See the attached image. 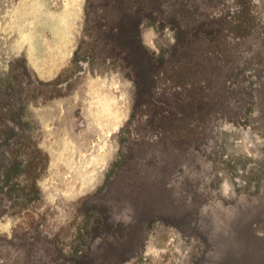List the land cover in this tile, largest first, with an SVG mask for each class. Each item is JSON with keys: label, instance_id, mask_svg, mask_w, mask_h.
Instances as JSON below:
<instances>
[{"label": "rangeland", "instance_id": "1", "mask_svg": "<svg viewBox=\"0 0 264 264\" xmlns=\"http://www.w3.org/2000/svg\"><path fill=\"white\" fill-rule=\"evenodd\" d=\"M86 1L0 0V264H264V0H253L260 28L237 44V65L214 86L237 113L225 108L185 144L133 129V149L135 97L155 70L138 47L164 53L174 44L169 27L139 32L143 17L127 18L135 85L127 68L108 63L72 90L42 86L27 103L7 87L21 57L30 88L66 77Z\"/></svg>", "mask_w": 264, "mask_h": 264}, {"label": "trees", "instance_id": "2", "mask_svg": "<svg viewBox=\"0 0 264 264\" xmlns=\"http://www.w3.org/2000/svg\"><path fill=\"white\" fill-rule=\"evenodd\" d=\"M131 15L143 17L139 32L145 27H155L160 31L169 27L175 37L174 44L161 54L149 51L141 44L138 47L139 54L151 56L155 70L151 75V88L135 97L127 135L132 141L128 144L130 149L140 142L130 138L133 129L141 130L143 127L147 136L150 133L152 137L185 144L202 138L207 123L218 120L225 108H228L229 114L237 113L229 109V96L214 86L221 79L220 73L224 69L237 65V44L252 37L260 28L253 0H87L82 40L66 77L61 76L49 84L36 82V86L30 88V83L24 80L25 75L19 74V69L25 64L21 57L14 63V84L7 83V87L11 92L22 94L27 103L37 97L42 86H52L58 91L72 90L87 69L94 71L99 64L108 63H118L127 68L126 75H134V80L141 70L140 65H135L134 56L127 52L124 45L125 22ZM163 17L167 18L164 24ZM194 35L197 37L194 38ZM207 60L216 61L215 70L205 66ZM34 80L37 81L36 78ZM136 83L134 80V85ZM147 97L148 110L145 109L147 103L142 102ZM250 110L247 107L241 114L247 116ZM147 116L151 120L144 127L142 120ZM124 162L125 155L120 163L113 166L111 175ZM111 178L108 176L107 180ZM93 215L94 211L88 213V219ZM95 219L80 234V246L83 248L93 238L99 224V220ZM72 258L74 262L81 259L77 256Z\"/></svg>", "mask_w": 264, "mask_h": 264}]
</instances>
